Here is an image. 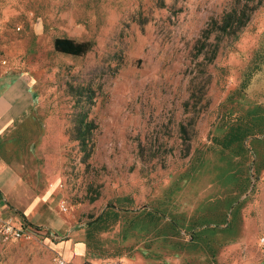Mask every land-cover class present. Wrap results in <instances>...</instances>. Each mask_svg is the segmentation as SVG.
Returning <instances> with one entry per match:
<instances>
[{
  "label": "rangeland",
  "instance_id": "rangeland-1",
  "mask_svg": "<svg viewBox=\"0 0 264 264\" xmlns=\"http://www.w3.org/2000/svg\"><path fill=\"white\" fill-rule=\"evenodd\" d=\"M247 3L248 24L229 36L226 14ZM257 4L0 0V78L33 84L21 143L26 157L32 144L50 145L67 226L88 233L84 264H264ZM57 37L93 47L62 54ZM239 125L254 133L241 147L213 142ZM50 235L0 239V264H55L66 236Z\"/></svg>",
  "mask_w": 264,
  "mask_h": 264
},
{
  "label": "crops",
  "instance_id": "crops-1",
  "mask_svg": "<svg viewBox=\"0 0 264 264\" xmlns=\"http://www.w3.org/2000/svg\"><path fill=\"white\" fill-rule=\"evenodd\" d=\"M37 99L26 76L0 78V212L14 216L18 223L40 227L57 239L64 238L65 231L66 240L54 244L55 252L73 264H84L89 254L88 233L67 226L58 201L61 190L50 186L62 181L59 163L53 164L55 159L46 155L50 145L36 142L26 157L27 146L21 143L17 125L34 119L36 112L31 110ZM57 147L53 151L58 153Z\"/></svg>",
  "mask_w": 264,
  "mask_h": 264
},
{
  "label": "trees",
  "instance_id": "trees-1",
  "mask_svg": "<svg viewBox=\"0 0 264 264\" xmlns=\"http://www.w3.org/2000/svg\"><path fill=\"white\" fill-rule=\"evenodd\" d=\"M249 1L256 0H247V2ZM262 2L263 0H258L257 5L261 4ZM239 6V4L234 6L224 18L225 23L222 29L226 31L229 36H236L237 33L242 28H244L250 20V16L246 14L245 11L248 8V3L242 5L243 9H239ZM92 47L93 44L90 41H76L74 39L65 37H57L54 40L55 51L72 56H84L89 51H91ZM253 134L252 128L250 127H243L240 125L232 126L230 130L224 135V137H214L213 142L218 145H222L224 148H229L234 145L241 147L243 142Z\"/></svg>",
  "mask_w": 264,
  "mask_h": 264
},
{
  "label": "built area",
  "instance_id": "built-area-1",
  "mask_svg": "<svg viewBox=\"0 0 264 264\" xmlns=\"http://www.w3.org/2000/svg\"><path fill=\"white\" fill-rule=\"evenodd\" d=\"M66 207L63 206V211ZM46 236L44 230L40 227L31 224L18 223L16 218L12 215H6L0 212V239L5 240H21L32 239L35 237ZM55 264H73L63 256L57 254L54 257ZM96 264V263H91Z\"/></svg>",
  "mask_w": 264,
  "mask_h": 264
}]
</instances>
